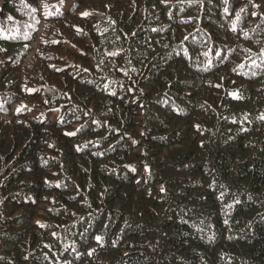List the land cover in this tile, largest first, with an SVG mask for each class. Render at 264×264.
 I'll list each match as a JSON object with an SVG mask.
<instances>
[{"label": "trees", "instance_id": "1", "mask_svg": "<svg viewBox=\"0 0 264 264\" xmlns=\"http://www.w3.org/2000/svg\"><path fill=\"white\" fill-rule=\"evenodd\" d=\"M0 264H264V0H0Z\"/></svg>", "mask_w": 264, "mask_h": 264}, {"label": "snow or ice", "instance_id": "2", "mask_svg": "<svg viewBox=\"0 0 264 264\" xmlns=\"http://www.w3.org/2000/svg\"><path fill=\"white\" fill-rule=\"evenodd\" d=\"M234 95V98H239L238 94H233ZM69 135H75V133H68ZM97 239L99 240L100 238L97 237ZM91 255V251L89 253Z\"/></svg>", "mask_w": 264, "mask_h": 264}]
</instances>
